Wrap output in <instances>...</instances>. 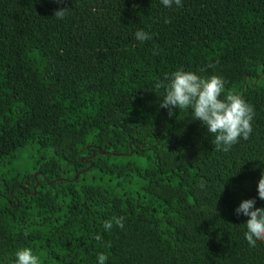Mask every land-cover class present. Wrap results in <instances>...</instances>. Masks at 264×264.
<instances>
[{"label":"trees","instance_id":"1","mask_svg":"<svg viewBox=\"0 0 264 264\" xmlns=\"http://www.w3.org/2000/svg\"><path fill=\"white\" fill-rule=\"evenodd\" d=\"M181 5L0 0V264H264L235 214L264 208V0ZM181 69L253 107L248 140L218 151L191 109L160 108ZM30 147L31 171L9 170Z\"/></svg>","mask_w":264,"mask_h":264},{"label":"clouds","instance_id":"2","mask_svg":"<svg viewBox=\"0 0 264 264\" xmlns=\"http://www.w3.org/2000/svg\"><path fill=\"white\" fill-rule=\"evenodd\" d=\"M57 4L63 0H55ZM165 7L182 6L181 0H161ZM69 9L61 8L54 12L55 18L63 20ZM169 21H165L168 23ZM138 41L144 42L151 39L149 33L138 30L135 33ZM156 54V53H154ZM167 85L157 83V88H165V95L160 103V108L166 109L168 115H173V109L179 108L192 110L193 120H199L207 130L214 135L213 141L216 150L227 152L241 138L248 140L252 133L251 121L254 109L238 94H227L220 99L225 81L219 76H211L207 79L201 78L193 72L177 70L171 77H165ZM203 187V185H201ZM258 197L264 202V172L258 181ZM237 216L248 217L245 223L247 231L244 237L248 245L255 248L258 241L264 242V208L256 207L255 199L241 201L235 209ZM124 217H113L104 222L105 231L112 229L113 224L119 228L124 227ZM97 240L101 238L96 237ZM111 247L110 242L106 244ZM108 257L104 254L97 256L98 264H105ZM14 264H40V258L33 254L30 248H23L15 253Z\"/></svg>","mask_w":264,"mask_h":264},{"label":"rangeland","instance_id":"3","mask_svg":"<svg viewBox=\"0 0 264 264\" xmlns=\"http://www.w3.org/2000/svg\"><path fill=\"white\" fill-rule=\"evenodd\" d=\"M38 156V150L36 147H30L26 150H23V152L20 154L18 160L14 163L12 167L9 166V170L13 171H20V172H26L31 171L33 166V161L35 160V157ZM5 165L0 166V174L4 173L7 170V167H4Z\"/></svg>","mask_w":264,"mask_h":264},{"label":"water","instance_id":"4","mask_svg":"<svg viewBox=\"0 0 264 264\" xmlns=\"http://www.w3.org/2000/svg\"><path fill=\"white\" fill-rule=\"evenodd\" d=\"M244 86H245V83H244ZM98 152H99L100 154H102V155L109 154V153H104V152H102L101 150H98ZM132 154H133V152H131L129 155H132ZM114 155L119 156L120 154H114ZM121 155L124 156V155H127V154H121ZM96 156H97V153H96L95 150H93V158H95ZM91 168H92V164H91L90 167H88L86 170H84V171L78 173V174L75 176L74 180H75L78 176H80L81 174H83V173L87 172L88 170H90ZM61 180H63V179H61ZM74 180H73V181H74Z\"/></svg>","mask_w":264,"mask_h":264}]
</instances>
